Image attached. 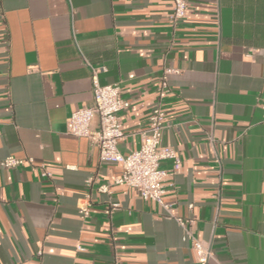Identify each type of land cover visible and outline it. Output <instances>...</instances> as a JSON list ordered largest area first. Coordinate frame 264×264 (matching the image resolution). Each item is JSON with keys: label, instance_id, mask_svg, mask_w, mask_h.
<instances>
[{"label": "crops", "instance_id": "0c3cea01", "mask_svg": "<svg viewBox=\"0 0 264 264\" xmlns=\"http://www.w3.org/2000/svg\"><path fill=\"white\" fill-rule=\"evenodd\" d=\"M70 1L73 19L67 0H0V160L32 159L0 165V264H200L160 204L110 184L119 162L66 132L92 103L81 54L106 66L101 83L119 84L124 131L161 104L159 145L181 157L164 201L195 219L214 253L206 264H264V0H186L176 23L171 0ZM139 144L132 134L118 147Z\"/></svg>", "mask_w": 264, "mask_h": 264}, {"label": "built area", "instance_id": "2783aa9c", "mask_svg": "<svg viewBox=\"0 0 264 264\" xmlns=\"http://www.w3.org/2000/svg\"><path fill=\"white\" fill-rule=\"evenodd\" d=\"M67 1L70 16L73 19V7L71 1ZM171 1L169 19L172 23H176L184 15L187 1ZM81 56L90 72L92 103L81 106L70 113L66 118V132L76 137H86L90 143L98 148L100 160L119 162L121 172L113 177L110 184L132 187L142 199H150L160 204L166 211V218L173 219L180 227L182 242L189 244L200 264H206L209 259L214 257V253L210 242L199 238L193 231L195 219L174 214L172 208L164 201L168 186L165 180L178 171L181 165V157L173 147L159 145L163 130L169 126V121L161 104L158 103L152 109L144 129L131 132L124 131L119 112L128 105V101L122 97L119 84L101 83L99 73L106 71V66L103 64L96 65L83 54ZM171 72H174L171 68L163 70L157 87L160 97L168 91L167 78ZM261 106L264 108V99L261 100ZM94 114L99 119L97 129L91 128V120ZM132 134L139 136V147L124 154L118 147L119 142ZM209 139L213 141L212 135H209ZM164 159L171 161L170 168L161 166V161ZM25 160L32 162L31 158L9 155L0 160V165L14 167L23 164ZM44 174L50 175L48 172H44ZM92 180V177H89L86 179V184L89 185ZM110 184H102L98 189L108 191ZM89 206V199L85 197L81 205L78 206V213L82 218L89 215ZM111 206L116 207L117 204L111 203ZM106 212L109 213L110 209H107Z\"/></svg>", "mask_w": 264, "mask_h": 264}]
</instances>
